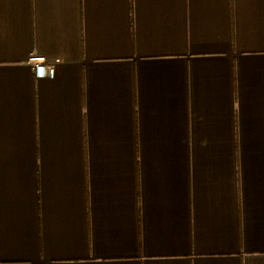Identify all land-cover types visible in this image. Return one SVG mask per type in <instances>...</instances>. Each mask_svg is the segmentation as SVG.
Wrapping results in <instances>:
<instances>
[{
    "label": "crops",
    "instance_id": "obj_1",
    "mask_svg": "<svg viewBox=\"0 0 264 264\" xmlns=\"http://www.w3.org/2000/svg\"><path fill=\"white\" fill-rule=\"evenodd\" d=\"M0 264H264V0H0Z\"/></svg>",
    "mask_w": 264,
    "mask_h": 264
},
{
    "label": "built area",
    "instance_id": "obj_2",
    "mask_svg": "<svg viewBox=\"0 0 264 264\" xmlns=\"http://www.w3.org/2000/svg\"><path fill=\"white\" fill-rule=\"evenodd\" d=\"M59 60V58L49 60L48 57L44 54L33 53L30 56V62L35 69L36 77L54 76L55 63H58Z\"/></svg>",
    "mask_w": 264,
    "mask_h": 264
}]
</instances>
